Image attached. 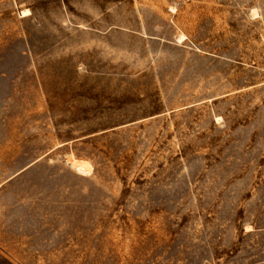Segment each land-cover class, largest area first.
Segmentation results:
<instances>
[{"label":"rangeland","instance_id":"374dc122","mask_svg":"<svg viewBox=\"0 0 264 264\" xmlns=\"http://www.w3.org/2000/svg\"><path fill=\"white\" fill-rule=\"evenodd\" d=\"M0 264H264V0H0Z\"/></svg>","mask_w":264,"mask_h":264},{"label":"bare ground","instance_id":"6f19581e","mask_svg":"<svg viewBox=\"0 0 264 264\" xmlns=\"http://www.w3.org/2000/svg\"><path fill=\"white\" fill-rule=\"evenodd\" d=\"M72 164H73V166H75L79 170L80 174L81 173L82 174H85L89 170V164H88V162H83V161H78V160H72Z\"/></svg>","mask_w":264,"mask_h":264}]
</instances>
